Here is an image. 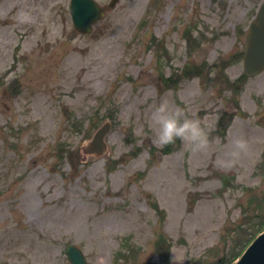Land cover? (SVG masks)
Listing matches in <instances>:
<instances>
[{
	"label": "rangeland",
	"instance_id": "1",
	"mask_svg": "<svg viewBox=\"0 0 264 264\" xmlns=\"http://www.w3.org/2000/svg\"><path fill=\"white\" fill-rule=\"evenodd\" d=\"M96 1L83 36L69 0H0V264H70L68 245L88 264H217L264 193V71L242 78L261 0ZM164 101L206 150L153 143ZM107 121V151L84 155Z\"/></svg>",
	"mask_w": 264,
	"mask_h": 264
},
{
	"label": "water",
	"instance_id": "2",
	"mask_svg": "<svg viewBox=\"0 0 264 264\" xmlns=\"http://www.w3.org/2000/svg\"><path fill=\"white\" fill-rule=\"evenodd\" d=\"M70 12L75 27L83 33L90 32L91 24L102 16V11L93 0H71ZM263 69L264 1L245 33L243 53V70L246 75H256ZM107 130L108 125H105L95 133L85 150L87 154L101 155L105 151L102 139ZM66 252L72 264H86L82 253L75 247H68ZM235 264H264V231L252 241Z\"/></svg>",
	"mask_w": 264,
	"mask_h": 264
},
{
	"label": "clouds",
	"instance_id": "3",
	"mask_svg": "<svg viewBox=\"0 0 264 264\" xmlns=\"http://www.w3.org/2000/svg\"><path fill=\"white\" fill-rule=\"evenodd\" d=\"M151 119L157 129L153 138V143L156 145H168L178 138L192 151L206 150L209 145V131L202 125L200 119L190 116L181 106L170 110L168 102L164 101L154 107ZM234 144L235 156L239 150L246 148L247 141L236 139Z\"/></svg>",
	"mask_w": 264,
	"mask_h": 264
},
{
	"label": "trees",
	"instance_id": "4",
	"mask_svg": "<svg viewBox=\"0 0 264 264\" xmlns=\"http://www.w3.org/2000/svg\"><path fill=\"white\" fill-rule=\"evenodd\" d=\"M252 195L251 197H253ZM264 193L261 197H254L250 203H247L246 207L242 210V217L241 221L238 224V231L244 232L243 237L232 239L231 249L227 257H223L218 261V264H231L237 257L239 253H234L238 251L241 247H245L249 243L250 240L260 232L264 227ZM249 218L250 220L254 219L253 223H249L246 219ZM244 222V223H243ZM243 224V225H241ZM240 225V226H239ZM236 232L237 234H239ZM242 236V235H241Z\"/></svg>",
	"mask_w": 264,
	"mask_h": 264
}]
</instances>
